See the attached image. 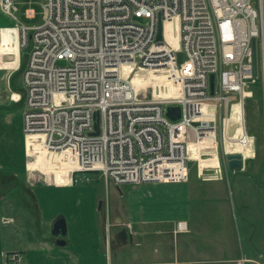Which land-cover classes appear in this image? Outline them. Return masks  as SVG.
<instances>
[{"label": "built area", "instance_id": "2783aa9c", "mask_svg": "<svg viewBox=\"0 0 264 264\" xmlns=\"http://www.w3.org/2000/svg\"><path fill=\"white\" fill-rule=\"evenodd\" d=\"M0 5L17 20L14 0ZM9 29L28 48L25 138L40 135L46 151L66 158L67 183H89V173L115 185L187 181L189 145L214 138L218 111L228 121L233 99L243 109L256 84L264 131V0H44L38 24ZM173 106L176 121L166 115Z\"/></svg>", "mask_w": 264, "mask_h": 264}, {"label": "crops", "instance_id": "0c3cea01", "mask_svg": "<svg viewBox=\"0 0 264 264\" xmlns=\"http://www.w3.org/2000/svg\"><path fill=\"white\" fill-rule=\"evenodd\" d=\"M14 1L25 23L0 5V264H264L261 150L243 156L241 169H196L185 182L115 185L98 173L88 174V184L33 177L25 96L15 83L17 32L3 29L38 24L44 0ZM43 163L51 166V156ZM57 218L66 225L60 238L51 232ZM178 222L186 229L178 231ZM11 254L21 260H7Z\"/></svg>", "mask_w": 264, "mask_h": 264}, {"label": "rangeland", "instance_id": "374dc122", "mask_svg": "<svg viewBox=\"0 0 264 264\" xmlns=\"http://www.w3.org/2000/svg\"><path fill=\"white\" fill-rule=\"evenodd\" d=\"M36 1L42 2L43 0H36ZM0 13L3 15V13L1 12V9H0ZM17 18L19 19L20 22L25 23L20 12L17 13ZM170 25H172V24H170ZM170 25H167V28L168 27L171 28ZM18 26L20 27V24H18ZM19 44H20V46H19L20 59L18 60L17 65L19 64V61H20V64H19L18 68L15 70V75H16L15 83H17L20 86L18 88L19 93L24 95V87H23V84L21 82V78H22V73L24 70L23 69L24 62H25V59H26L27 54H28V48L23 47L24 45L22 43V34L20 31H19ZM11 58H12L11 56H6L4 58V61L10 62ZM185 59H186V56H185V53L183 51H177L176 52V61L178 64L183 63L185 61ZM17 65H16V67H17ZM152 76L157 77L156 79L160 80L159 75L155 74ZM12 79H13V77H10V83H12ZM152 80L151 79L148 80V82H150V81L151 82L147 86V88L145 89V91H146L145 96L148 99H150L153 96L152 92H153L154 88H152V87L156 85L155 83L153 84L154 79H152ZM13 81H14V79H13ZM161 81L165 82L166 80L161 79ZM250 89L252 90L253 94L251 97H248L245 99L243 109H242L241 104H236L237 98L235 97L233 99L234 100V102H232V108L233 109H232V112H231V115H230L228 121L227 120L224 121V118H225L224 114L218 111L217 119H216V129L214 131H212L214 136H215L214 138L207 135V139H206L207 143L205 145H202L204 143V141H203L204 138H203L202 141L200 140L201 145L199 147H197L199 144L197 146H195L194 144H190V146H189L190 150L198 149V151H197V153H193L192 156L189 155L190 156L189 160H188L189 176H192L196 172V169L197 170L202 169L206 172L208 170H212V171L218 170L222 167L227 168L226 156L230 153L226 152L222 146V142L224 141L225 129H227V131H230V130L236 129L238 126H243L244 132L246 130V133L248 134V136L253 137L252 140L250 139L251 137L244 138L247 140L246 143L248 144L247 149H248L249 154L247 157L252 156L254 154L255 150H256L255 151L256 153L261 150L262 159H263V172H264V131H263V125H262V119H263L262 118L263 117L262 100H261V95L257 91V87H252ZM23 95H22V99L24 98ZM237 106H239V111L236 110ZM241 112H242V118H244L243 122L239 119V118H241ZM187 136H188L189 141H193L192 133L188 130H187ZM24 137H25V135H24ZM213 139L215 140L216 143H214ZM25 146H26V138H25ZM213 147L216 148L215 152H212ZM26 149H27V146H26ZM50 153H53V152L50 151ZM210 154H212L213 156ZM54 155H56V154H54ZM37 159H39L38 156H37ZM51 163H52V156H51ZM56 170H61V169H60V167L56 168L54 165L46 166L45 163H43V160L37 161L36 164H34V166L31 169H29V171H31L32 174L34 175L33 177L41 183H44L47 181L52 182L54 177L56 178V181L59 182L60 179H58V178L66 180V178L69 176L68 173L63 174L62 171L59 172L60 176H57L55 174ZM189 176H188V178H189ZM88 178L91 181V177L88 176ZM94 178H96L98 180L97 177H94ZM90 181H89V183H90ZM60 182H62V181H60ZM83 182L84 183H81V184H88V183H86V181H83ZM97 182L98 181H96V183ZM101 182L102 181L99 180L98 183H101ZM184 227H185V225H184Z\"/></svg>", "mask_w": 264, "mask_h": 264}, {"label": "bare ground", "instance_id": "6f19581e", "mask_svg": "<svg viewBox=\"0 0 264 264\" xmlns=\"http://www.w3.org/2000/svg\"><path fill=\"white\" fill-rule=\"evenodd\" d=\"M167 28V26H166ZM170 29L169 27L167 28V30ZM20 46V44H19ZM159 77V76H158ZM157 77H153L152 75L148 77L149 79H154ZM136 81V77L134 78V82ZM166 83V81H163V85ZM162 85V86H163ZM175 90H177L178 85L175 84L174 85ZM158 92V91H157ZM204 110H206V108L204 107ZM236 110L239 111V106L236 107ZM242 122H243V118H242V112H241V118H239ZM246 138V135L244 133V129L243 126H238L236 129L227 131V129H225V135H224V141L222 142V146L224 148V150L228 153H241L244 157L248 156V144L244 141ZM28 139V144H29V157L31 158V160H29L30 165H29V169H31L34 164H35V160L36 161H42L44 159L50 158V156H52V165H54L56 168H59L61 170H56V175L60 176V171L64 172V173H68L70 172V167L65 165V162L63 161V155L58 153L56 155H54L53 153H50L48 151H46L45 147L42 144V136L38 135V136H27ZM207 136L204 137V143L202 145H205L207 143ZM214 143H216L214 141ZM201 144H199L197 147H199ZM190 146V145H189ZM196 146V145H195ZM215 147L212 148V152H215ZM201 150V149H200ZM198 149L196 150H190L189 149V155L192 156L193 153H197ZM37 154V155H36ZM37 156L39 157V159H37ZM189 156V157H190ZM65 159V158H64ZM63 173V174H64ZM69 178V177H68ZM60 179V181H64L65 179ZM59 181V180H58ZM59 181V182H60ZM185 225V223H184ZM184 229H186V225L184 227ZM183 229V230H184Z\"/></svg>", "mask_w": 264, "mask_h": 264}, {"label": "water", "instance_id": "95a60500", "mask_svg": "<svg viewBox=\"0 0 264 264\" xmlns=\"http://www.w3.org/2000/svg\"><path fill=\"white\" fill-rule=\"evenodd\" d=\"M156 40L161 41L162 40V26L161 23L158 22L157 24V35ZM253 62L255 63V55L253 57ZM210 94L213 95L214 93V76H210ZM166 115L171 119L172 121H176L180 118V107L173 106V107H167L166 109ZM99 134V117L98 113L96 114V120L94 124V131L90 133V135H98ZM226 163H227V169L228 170H237L241 169L243 166V155L241 153H230L226 156ZM52 235L60 238L63 237L66 234V225L64 222V219L57 218L54 220L52 227H51Z\"/></svg>", "mask_w": 264, "mask_h": 264}, {"label": "trees", "instance_id": "16d2710c", "mask_svg": "<svg viewBox=\"0 0 264 264\" xmlns=\"http://www.w3.org/2000/svg\"><path fill=\"white\" fill-rule=\"evenodd\" d=\"M25 65H26V59H25V62H24V67H25ZM24 67H23V69H24ZM253 87H257V91H258L259 94H260L259 84H256V85H254ZM260 95H261V94H260Z\"/></svg>", "mask_w": 264, "mask_h": 264}]
</instances>
